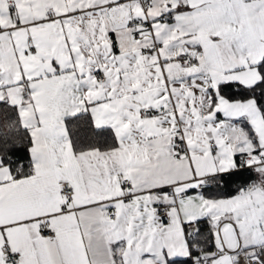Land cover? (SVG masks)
Listing matches in <instances>:
<instances>
[{"label":"snow or ice","instance_id":"snow-or-ice-1","mask_svg":"<svg viewBox=\"0 0 264 264\" xmlns=\"http://www.w3.org/2000/svg\"><path fill=\"white\" fill-rule=\"evenodd\" d=\"M0 264H264V0H0Z\"/></svg>","mask_w":264,"mask_h":264}]
</instances>
